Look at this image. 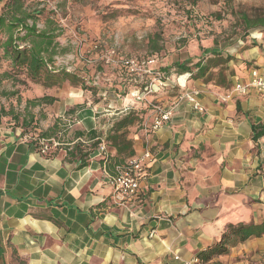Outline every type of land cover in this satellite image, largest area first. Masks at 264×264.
<instances>
[{
  "label": "crops",
  "instance_id": "0c3cea01",
  "mask_svg": "<svg viewBox=\"0 0 264 264\" xmlns=\"http://www.w3.org/2000/svg\"><path fill=\"white\" fill-rule=\"evenodd\" d=\"M176 51L156 67L191 65L212 51L221 63L199 76L173 68L152 79L139 99L131 85L123 97L109 99L113 109L102 107L103 100L84 104L81 89L75 100L67 87L61 93L44 87L37 98L55 101L41 109L42 103L0 104V264H180L176 256L198 257L237 224L261 225L263 232L234 238L227 252L203 263L264 264V91L222 101L252 68L264 71V30L231 33L223 42L202 36ZM192 89L200 91L201 111L177 98ZM152 103L173 107L156 130L150 129ZM129 112L137 120L120 131L132 155L151 156L136 195L120 203L109 177L128 156L117 155L105 137ZM44 133L60 143L46 155L36 142ZM97 138L105 155L92 147Z\"/></svg>",
  "mask_w": 264,
  "mask_h": 264
},
{
  "label": "rangeland",
  "instance_id": "374dc122",
  "mask_svg": "<svg viewBox=\"0 0 264 264\" xmlns=\"http://www.w3.org/2000/svg\"><path fill=\"white\" fill-rule=\"evenodd\" d=\"M23 5L39 13L38 29L50 21L49 26L58 33L52 69L78 74L85 85L94 87L84 90L87 100L83 103L90 105L103 100L101 106L105 109H113L106 105L113 96L121 98L126 94L121 84L124 70L103 61L106 51L115 49L119 58L155 55L158 61L171 59L178 53V46L192 39L216 35L223 42L228 34L240 35L243 30L235 25L237 17L264 10L263 0H232L227 5L214 0H23ZM154 35H157L158 51H154L149 41ZM9 69L7 61L0 62V104L23 109L26 97L37 98L45 86L32 83L20 74L12 78L3 76L2 72ZM61 87H67L74 99H79V86L65 81L52 88L61 93ZM12 91H17L18 98L5 95ZM104 91L106 98L99 94ZM77 105H71V109ZM39 107L46 105L42 103Z\"/></svg>",
  "mask_w": 264,
  "mask_h": 264
},
{
  "label": "trees",
  "instance_id": "16d2710c",
  "mask_svg": "<svg viewBox=\"0 0 264 264\" xmlns=\"http://www.w3.org/2000/svg\"><path fill=\"white\" fill-rule=\"evenodd\" d=\"M214 1H221L227 5L232 0ZM38 14V12L27 10L23 5V0H6L4 5L0 7V62L7 61L10 68L3 71L2 75L12 78L20 74L28 81L45 87L58 86L67 81L71 85L79 86L82 90H92L94 87L85 85V81L78 74L63 69L58 71L52 69L50 64L53 63V56L56 54L55 39L58 33L55 32L54 27L49 26L50 21H47L46 26L44 25L43 28L38 29ZM235 25H240L241 30L244 32L251 29L264 30V10L258 11L254 15L241 13L237 17ZM156 36L154 35L149 39L155 48L154 51L159 49L158 43L155 41ZM209 54L211 56H202V58L191 65L189 61H176L158 69L163 74L174 68L178 73L190 72L191 75L199 76L205 74L211 65L214 66L221 63L218 52L212 51ZM216 60H219V62H216ZM193 69H195L194 72ZM123 82L121 84L125 88H123L124 93L127 92L129 86L136 84L127 77H125ZM16 94L17 91H12L5 95L14 96ZM54 101V97L45 95L33 100H27L25 108L34 107L41 103L50 104ZM135 120H137V117L134 113H127L114 122L109 134L105 137L108 144L115 148L117 155L125 154L130 156L133 154L131 141L126 140L124 138L125 133L120 130ZM24 125L28 126V123L26 122ZM94 134L92 132L90 136ZM41 137L47 138L48 136L44 133ZM99 142L100 140L97 138L92 147H97ZM262 232L263 228L261 225H229L222 233L219 241L201 251L198 257L201 260H207L215 254H223L228 251L229 245L235 242L234 238H237L238 241H243L252 235H260Z\"/></svg>",
  "mask_w": 264,
  "mask_h": 264
},
{
  "label": "built area",
  "instance_id": "2783aa9c",
  "mask_svg": "<svg viewBox=\"0 0 264 264\" xmlns=\"http://www.w3.org/2000/svg\"><path fill=\"white\" fill-rule=\"evenodd\" d=\"M103 61L107 64L119 65L123 68L125 77L132 81V86L135 88L134 97L140 98V93L148 94L151 89L149 84L152 79L161 80L164 78L163 73L156 67L157 57L155 55L147 57H117L115 49L106 51L103 56ZM148 80V81H147ZM149 82V83H147ZM249 89L264 91V71L257 68H252L249 71L248 80L245 82H236L232 88L222 97V101H226L232 94H244ZM199 89L187 90L177 96L178 99H185L191 103L195 110L201 111L203 107L198 102ZM153 117L150 124L151 130H156L167 123L172 114L173 107H163L160 104L152 103ZM38 152L41 154H50L56 149L60 143L53 138L38 137L37 140ZM99 153L106 154V146L104 142L98 144ZM151 154L145 151L142 155H131L116 163L113 168V173L110 175V181L114 190L116 201L122 203L127 199L136 195L141 181L147 175V161L150 160ZM180 264H204L203 261L193 256L189 259H181L176 256Z\"/></svg>",
  "mask_w": 264,
  "mask_h": 264
}]
</instances>
